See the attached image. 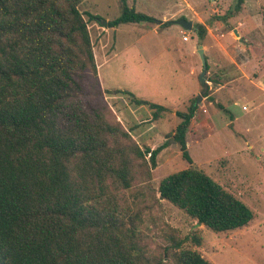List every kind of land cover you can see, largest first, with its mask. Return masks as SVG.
Returning a JSON list of instances; mask_svg holds the SVG:
<instances>
[{
	"label": "trees",
	"instance_id": "1",
	"mask_svg": "<svg viewBox=\"0 0 264 264\" xmlns=\"http://www.w3.org/2000/svg\"><path fill=\"white\" fill-rule=\"evenodd\" d=\"M120 1L122 13L109 28L158 22ZM80 3L0 0V264H151L138 239L144 205L137 208L136 199L129 210L123 207L139 175L147 184L134 198L151 197L150 209L167 201L216 233L247 227L255 212L189 156L198 97L177 110L180 122L170 136L190 167L152 188V170L169 141L154 150L141 146L106 96L125 95L148 107L152 121L170 110L129 91L103 89L89 29V22L102 19L82 13ZM244 3L236 0V13ZM195 31L206 38L205 25L197 23ZM209 91L207 83L203 95ZM166 229L167 258L213 264L186 247L200 246L199 236Z\"/></svg>",
	"mask_w": 264,
	"mask_h": 264
},
{
	"label": "rangeland",
	"instance_id": "2",
	"mask_svg": "<svg viewBox=\"0 0 264 264\" xmlns=\"http://www.w3.org/2000/svg\"><path fill=\"white\" fill-rule=\"evenodd\" d=\"M194 1L200 6L203 14L201 17L207 28V36L204 40H200L195 31V25L199 22L188 15L186 19L194 24L192 32L184 29V38L188 37V42L183 41V36L179 32L167 31V33H163L164 29L168 28L165 25L161 27L160 35H149L153 37L154 41L148 42L142 41V35L147 31L144 29L156 27L155 23L123 24L117 28V31L114 28H105L101 24L103 20L110 22L121 15L122 3L120 0H81L79 7L82 13L89 12L102 19L100 22H89L94 52L99 57L97 62L103 63L101 54L108 55V57L110 54H112L111 56L115 53L119 54L118 58L112 60L101 70L102 77L105 79V87L108 89H132L134 77L131 65L133 63L142 70L143 67L148 66V62L153 65L157 61H162L165 63L163 69H169L167 62L171 57L175 58V63L181 59L182 54L178 52L179 46L187 54L194 55L196 64L199 65L202 73L203 64L198 54V47L202 45L206 52L209 72L214 63L221 62L218 53H223L215 41H223L224 35L225 39H231L233 43H236L234 45L237 51L234 53L240 54V56L242 54L244 56L253 55V57L257 55L255 58L258 60L262 58L264 41L259 38L258 30L253 27L244 35L245 47L240 46L238 42L240 37L235 36L233 30L240 22L264 25V0H245L239 13L234 10L236 0ZM128 4L134 6L138 12L158 18L160 21L164 20L163 12L166 7L156 4L154 0H128ZM247 7L248 9H246ZM247 10H250V16L254 17L247 16ZM85 18L88 20L87 16ZM190 33L193 34L191 37ZM168 50L170 51L168 52ZM185 64L187 66L188 62ZM104 73H108V75H104ZM205 79V84L209 80L212 81V73H207ZM210 93L211 91L208 95ZM246 93L245 90L236 95L238 105H233L231 110L236 114L238 120L231 122L232 125H229V116L224 111L215 107L211 108L212 114L219 113V116L215 115L214 118L216 131L209 128L206 136L195 142L188 152L192 163L225 190L246 203L255 212V219L243 229L216 233L204 226H198V223L183 210L167 201L160 200L159 204H155V207L150 209L149 206L153 205L151 197L141 198L138 196V198H134L136 192L145 187L142 185L147 184L141 181L144 178L139 175L135 181V187L124 193L123 207L129 210L136 199L137 208L144 205L142 207L144 208V226L138 234V239L139 245L146 252L151 264H176L165 256L167 227L177 230L182 238L191 237L194 234L199 236L201 238L200 246L190 243L186 247L191 246L199 251L213 264H264V107H258L251 99H246ZM258 94H260L259 90L254 92L253 96H258ZM200 95L203 96V88ZM119 96L124 97L125 103L121 99L113 98L115 96L112 95H107L106 99L113 113L124 125V123L127 124V120L123 118L124 114H121L120 106L122 105L120 104H123L126 109L128 107L126 104L131 105V102L129 97ZM244 106L248 111L243 110ZM149 111L151 112V110ZM148 112L142 110L139 115L140 117H149ZM169 113L163 120H158L155 123L157 128L149 135L150 139L154 140L150 142L149 148H158L169 141L167 147L157 158L158 167L152 170L149 183L155 190L158 189L161 180L165 177L190 167V164L182 158L178 144L171 141L170 136L175 131L173 128L180 120L171 111ZM168 132L170 134L165 136L164 133ZM163 136L165 137L163 138Z\"/></svg>",
	"mask_w": 264,
	"mask_h": 264
},
{
	"label": "crops",
	"instance_id": "3",
	"mask_svg": "<svg viewBox=\"0 0 264 264\" xmlns=\"http://www.w3.org/2000/svg\"><path fill=\"white\" fill-rule=\"evenodd\" d=\"M154 2L156 4H161L162 7H166V10L163 12L164 20L160 21L158 18H156L158 20V22L155 23L156 27L144 29L147 31H145V33L142 35V41H154L153 37L149 35H160L159 33L161 31V27L164 26L166 22H175L170 26L165 25L168 28L164 29L163 33H167V31L179 32L183 36V41L188 42V40L184 39V29L182 26L177 24L179 20L183 18L186 19V16L188 15L192 16L196 22L205 25V22H203V18L201 17L203 14L201 12L200 6H198L194 0H154ZM246 9H248V7ZM249 11L250 10L246 11V15L249 17H254L250 16ZM261 25L248 24L245 22L238 23V26L235 27L233 33L235 36L240 37L238 40L240 46H246V39L244 35H246L250 29H253V27L255 30H258L259 38L264 41V25ZM114 29L117 31V28ZM191 35L193 34L190 33V37ZM215 42L223 54L218 53L219 61L221 62L214 63L210 71H207L209 74L212 73L213 77L212 81H208V84L211 88V93L209 95H200L201 89L203 88V84L200 80L202 74L201 69L199 65L196 64L194 55L190 53L187 54L180 46L178 47V52H180L182 55L181 59H178L179 64L175 63V58L171 57L167 62L169 68L167 70L166 68L163 69V65H165V63L162 61H157L153 65H150L148 62V66L143 67L142 70H140L139 67L135 66L133 63L131 65L134 77L132 89H108L105 87V79L102 77L101 70L102 68H105L107 65H109L112 60L118 58L119 54L115 53L113 56L110 54V57H108V55L105 56L101 54L100 56L103 57L104 61L103 63L97 62V64L102 87L104 90L109 91H129L137 98H141L143 100H147L168 108L175 116H177V110H182V108L185 109L191 99H193L195 96H201L202 100L200 102V107L197 110L191 127L187 133V143L189 149L193 144H195V142L200 141L202 137L206 136V132L209 128L216 131L214 118L215 115L219 116V113L212 114L211 108L215 107L220 111H224L229 116V125H232L231 122L238 120L236 114L231 110L233 105H238V99L236 97L237 94H241L246 90V99H251L253 103L258 105V107H264V55L260 60H258V58H255L257 55H255V57H253V55L244 56V54L240 56V54L234 53L237 51L236 46L234 45L236 43H233L231 39H225V35L223 41L217 40ZM199 48L200 46L198 47V51ZM169 51L170 50H168V52ZM95 56L96 61H98L97 58L99 57H97V54H95ZM153 59L156 60L155 58ZM187 62L188 65L186 66L185 63ZM104 75H108V73H104ZM257 90L260 91V94H258V96H253L254 92H257ZM210 97H215L214 101H210ZM113 98H116L117 100L121 99L125 103L123 96H115ZM218 104H222L225 109H220L217 106ZM120 105H122L120 106L122 110L121 114H124L123 118L127 120V124L124 123L125 128L131 130L132 136L141 146L150 147V142L154 140L150 139L149 135L157 128L155 124L157 121H152V115L149 111L150 109L146 106L137 107L132 103L131 105L127 103L126 106L128 107L126 109L123 104ZM142 110L147 112L149 111V117H140L139 114L142 112ZM169 112L165 113L163 118L160 120H163L168 114H170ZM176 127H174L173 130L176 129ZM167 134L170 133H164L165 136ZM208 134L210 133L208 132ZM165 136H163V138ZM151 149L154 150L156 148L152 147Z\"/></svg>",
	"mask_w": 264,
	"mask_h": 264
},
{
	"label": "water",
	"instance_id": "4",
	"mask_svg": "<svg viewBox=\"0 0 264 264\" xmlns=\"http://www.w3.org/2000/svg\"><path fill=\"white\" fill-rule=\"evenodd\" d=\"M101 24L107 28L108 27V22L107 21H101ZM177 24H179L180 26H182L183 29L187 30V31H192L193 30V22L191 21H188L186 19H181L177 22ZM198 54L200 55L201 57V60H202V64H203V70H202V74H201V83L202 84H205L206 83V74H207V59H206V55H205V51L203 49V46H200L199 48V51H198ZM202 100V97L201 96H198V99L196 101V105H198ZM172 142L176 143L175 139L172 138L171 140ZM199 169V168H198ZM198 226H201V224H197Z\"/></svg>",
	"mask_w": 264,
	"mask_h": 264
},
{
	"label": "built area",
	"instance_id": "5",
	"mask_svg": "<svg viewBox=\"0 0 264 264\" xmlns=\"http://www.w3.org/2000/svg\"><path fill=\"white\" fill-rule=\"evenodd\" d=\"M184 39H185V40H188V37L185 36ZM246 109H247V107H244V110H246Z\"/></svg>",
	"mask_w": 264,
	"mask_h": 264
}]
</instances>
